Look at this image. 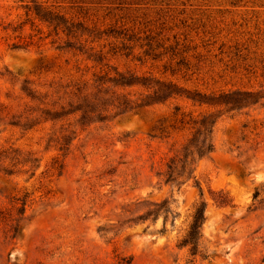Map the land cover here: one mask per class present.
Wrapping results in <instances>:
<instances>
[{
	"label": "rangeland",
	"instance_id": "1",
	"mask_svg": "<svg viewBox=\"0 0 264 264\" xmlns=\"http://www.w3.org/2000/svg\"><path fill=\"white\" fill-rule=\"evenodd\" d=\"M146 37L185 50L184 79L143 56ZM121 43L133 49L114 54ZM105 72L263 99L220 116L192 179L165 184L193 133L180 114L218 109L177 98L110 122L66 116ZM0 264H264V0H0Z\"/></svg>",
	"mask_w": 264,
	"mask_h": 264
},
{
	"label": "trees",
	"instance_id": "2",
	"mask_svg": "<svg viewBox=\"0 0 264 264\" xmlns=\"http://www.w3.org/2000/svg\"><path fill=\"white\" fill-rule=\"evenodd\" d=\"M109 35H115L114 39H121L126 43H131L135 39L134 36L123 32L110 31ZM136 41L138 42L139 39ZM142 41H145V44L140 46V49L145 48L143 56L149 57L153 62L157 61L161 63L165 61L162 65L163 74L168 73L170 77L180 76L181 79L187 76V73L191 70V63L189 58L184 56L186 54L184 49H179L177 48L178 46L167 49H163L158 45L154 46L153 40L149 37L144 38ZM120 45L121 47L119 48L114 47L111 49L114 54L118 51L133 49L123 43ZM67 47L80 54H86L85 52L82 53V48L74 49L70 46ZM158 49H163V52L156 54ZM89 51H92V49H89ZM87 58L92 59L94 62H100L102 59L100 54H89ZM132 88L139 89L141 92L131 95L120 92ZM72 97L76 100V105L73 110L68 111L65 115L79 114L77 122L80 125L94 122H110L127 114H135L141 110L164 105L177 98L190 101L198 106L217 108L218 110L215 113L200 115L197 120L189 118L187 123L183 122L184 115L180 114V119L176 120L175 124L179 127L190 125L193 133L187 144L168 160L165 164V170L159 174L160 177L165 179V184H174L178 180L186 182L192 179L195 163L213 150L211 133L220 116L224 113L254 106L263 99L260 93L248 91L206 95L197 91H187L168 80L151 77L139 78L120 73H114L113 76H110L109 72L96 76L92 84L86 87L83 93L80 88H75V93L72 94ZM68 106L70 108L73 107L71 104ZM61 109L63 110V108ZM178 113L179 109L175 108L172 114L173 118H176ZM44 114L47 116L45 121L59 120L61 117V114L59 115L58 113L49 114V112H43ZM62 140L65 142L64 137ZM202 221L203 211H197L192 218L189 231L182 242V246L191 247V252H194L197 248Z\"/></svg>",
	"mask_w": 264,
	"mask_h": 264
}]
</instances>
